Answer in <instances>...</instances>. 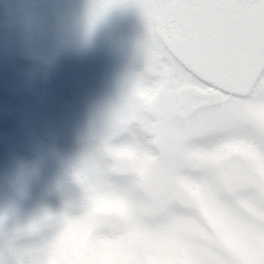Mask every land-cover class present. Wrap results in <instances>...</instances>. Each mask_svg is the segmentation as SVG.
Returning a JSON list of instances; mask_svg holds the SVG:
<instances>
[{
    "label": "snow or ice",
    "instance_id": "snow-or-ice-1",
    "mask_svg": "<svg viewBox=\"0 0 264 264\" xmlns=\"http://www.w3.org/2000/svg\"><path fill=\"white\" fill-rule=\"evenodd\" d=\"M119 3L100 0L93 19ZM135 3L148 20L151 41L145 71L121 105L119 130H140L132 140L122 139L146 167L123 168L116 157L109 171L132 176L134 191L145 194L144 215H166L155 231L171 235L177 249L164 264H264V144L239 131L250 124L264 132V0ZM208 136L211 146L191 143ZM149 169L156 170V191ZM179 205L193 211H174ZM99 211L89 207L82 216ZM234 232L243 248L232 244ZM148 255L159 254L141 248L137 264H153ZM9 264L56 262L18 254Z\"/></svg>",
    "mask_w": 264,
    "mask_h": 264
},
{
    "label": "rangeland",
    "instance_id": "rangeland-1",
    "mask_svg": "<svg viewBox=\"0 0 264 264\" xmlns=\"http://www.w3.org/2000/svg\"><path fill=\"white\" fill-rule=\"evenodd\" d=\"M99 2L0 0V175L10 174L17 159H32L51 147L77 151V133L86 129L93 114L119 104L127 80L145 71L151 41L147 18L135 0H122L93 19ZM239 131L264 144V132L254 125H243ZM133 137L124 134L125 139ZM191 143L208 147L214 138L194 137ZM55 171L56 162L50 158L45 175ZM185 172L199 175L198 170ZM39 195L36 186L34 196ZM49 203L54 209L61 207L56 197H50ZM30 205L25 202L24 208ZM173 210L189 211L183 205ZM17 211L14 193L5 183L0 195V259L5 264L18 254L26 261L42 259L38 241L19 228ZM95 226L91 217L81 216L69 222V231ZM153 247L160 264L176 255L177 243L167 233H158ZM62 248L48 259L67 264L61 259Z\"/></svg>",
    "mask_w": 264,
    "mask_h": 264
},
{
    "label": "clouds",
    "instance_id": "clouds-1",
    "mask_svg": "<svg viewBox=\"0 0 264 264\" xmlns=\"http://www.w3.org/2000/svg\"><path fill=\"white\" fill-rule=\"evenodd\" d=\"M139 76L136 73L127 80L119 104L97 110L86 129L77 133V151L51 147L32 159H17L10 174L0 175V195L6 183L16 198L18 226L25 236L38 241L42 259L63 245L61 259L67 264H137L139 249H154L155 229L166 221V215H144L145 194L134 191L132 176L109 171L116 157L123 168L146 167L138 151L122 139L125 133L134 135L133 130H119L121 105ZM140 86L149 87L146 82ZM50 158L56 162V171L45 175ZM155 172L149 169L147 173L153 191L157 190ZM36 186L38 197L34 196ZM50 197L60 201L59 209L50 205ZM89 207L100 210L91 217L96 226L70 232L69 222ZM230 239L235 247H244L239 232L231 233ZM148 259L159 262L158 256L148 255Z\"/></svg>",
    "mask_w": 264,
    "mask_h": 264
}]
</instances>
